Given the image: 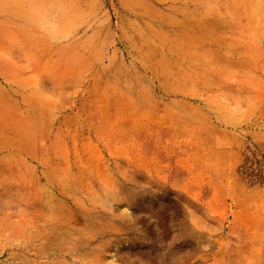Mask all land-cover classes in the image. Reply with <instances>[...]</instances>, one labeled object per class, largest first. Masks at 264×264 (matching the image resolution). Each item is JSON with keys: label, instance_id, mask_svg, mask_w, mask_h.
<instances>
[{"label": "rangeland", "instance_id": "374dc122", "mask_svg": "<svg viewBox=\"0 0 264 264\" xmlns=\"http://www.w3.org/2000/svg\"><path fill=\"white\" fill-rule=\"evenodd\" d=\"M0 264H264V0H0Z\"/></svg>", "mask_w": 264, "mask_h": 264}]
</instances>
